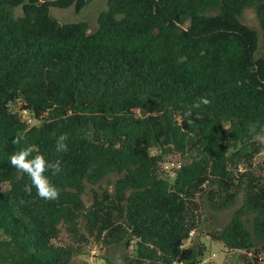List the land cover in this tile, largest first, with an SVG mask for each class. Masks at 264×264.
<instances>
[{
    "label": "trees",
    "instance_id": "obj_1",
    "mask_svg": "<svg viewBox=\"0 0 264 264\" xmlns=\"http://www.w3.org/2000/svg\"><path fill=\"white\" fill-rule=\"evenodd\" d=\"M90 1L0 0V264H73L90 240L133 243L124 264H198L200 199L222 211L240 192L205 233L236 252L225 264H264V173L248 170L264 149V56L240 19L254 8L264 38V0H107L92 32L50 14ZM25 148L59 162L55 200L25 190L9 162Z\"/></svg>",
    "mask_w": 264,
    "mask_h": 264
},
{
    "label": "rangeland",
    "instance_id": "obj_2",
    "mask_svg": "<svg viewBox=\"0 0 264 264\" xmlns=\"http://www.w3.org/2000/svg\"><path fill=\"white\" fill-rule=\"evenodd\" d=\"M107 7V0H91L82 10L77 12L73 6L68 8H51L50 14L61 23L68 22H87L89 32L94 31L97 28V16ZM241 21L245 24L255 28L260 32L258 55L264 56V38L260 31L259 23L257 20L256 12L254 8H245L240 17ZM16 109V106L13 105ZM23 114H26L23 112ZM33 124V121L31 122ZM182 159V158H181ZM240 169L244 170L242 166ZM253 174L264 173V149L258 153L252 162V165L248 169ZM106 182H103V186ZM7 188V185L3 186V190ZM86 204L90 203V190L88 189L84 195ZM200 200H203V226L202 232H200L201 240L206 242L207 251L205 256H211L214 254L211 264H225L231 254L236 252L228 251L224 245L220 242L211 241L208 235L205 233L209 228H221L230 219L232 212L243 203V192H240L236 198L235 204L226 210L215 211L207 204L205 196H202ZM196 236V234H194ZM3 238L0 231V240ZM60 238L67 240V233L65 227H61ZM133 244V243H132ZM129 249L123 244L114 245H102L90 240L87 245L86 253L76 256L73 260V264H108V261H112L114 264H124V257L126 253H134V244ZM188 244V243H187Z\"/></svg>",
    "mask_w": 264,
    "mask_h": 264
},
{
    "label": "clouds",
    "instance_id": "obj_3",
    "mask_svg": "<svg viewBox=\"0 0 264 264\" xmlns=\"http://www.w3.org/2000/svg\"><path fill=\"white\" fill-rule=\"evenodd\" d=\"M203 103H208L206 99L202 101ZM66 137L61 135L58 137L56 150L58 152L67 151V145L64 143ZM20 142L19 138L14 139L13 143L18 144ZM32 156V149L25 148L20 151L14 152L9 157V162L16 169L24 174H27L31 178V185H26L25 190L31 192L34 186L37 190V195L46 200H55L58 195V189L52 185L49 178L45 175L48 169H52L53 172L60 171L59 162L53 164L45 160L44 156L37 154L36 156L29 159Z\"/></svg>",
    "mask_w": 264,
    "mask_h": 264
},
{
    "label": "built area",
    "instance_id": "obj_4",
    "mask_svg": "<svg viewBox=\"0 0 264 264\" xmlns=\"http://www.w3.org/2000/svg\"><path fill=\"white\" fill-rule=\"evenodd\" d=\"M30 121V120H29ZM182 166V159L180 156H168L167 159L163 162L162 167L163 170L171 175L174 174V172L176 170H179ZM193 232L190 233V235H192ZM188 243L185 242L184 246H186ZM214 254H212L211 256H204L198 264H211V260L213 259Z\"/></svg>",
    "mask_w": 264,
    "mask_h": 264
}]
</instances>
